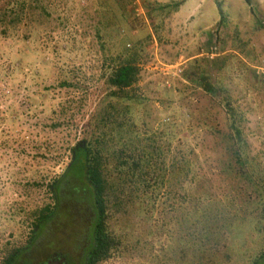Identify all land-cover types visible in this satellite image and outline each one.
I'll return each instance as SVG.
<instances>
[{
  "label": "rangeland",
  "instance_id": "374dc122",
  "mask_svg": "<svg viewBox=\"0 0 264 264\" xmlns=\"http://www.w3.org/2000/svg\"><path fill=\"white\" fill-rule=\"evenodd\" d=\"M44 1L51 14L28 13L19 29L25 42L0 37V263L7 247L27 241L34 208L51 199L48 182L67 163L69 146L87 136L108 91L106 68L122 56L140 67L137 127L164 148L167 161L182 150L188 155L204 176L199 193L215 199L209 211L235 215V233L205 254L206 264H250L264 247L257 203H245L255 182L229 173L225 101L201 76L223 85L243 112L246 150L264 170V0ZM9 58L16 67L7 74L2 64ZM253 175L264 181V172ZM62 207L38 258L82 264L91 217L82 206ZM168 230L153 246L128 250L125 264H176L185 238Z\"/></svg>",
  "mask_w": 264,
  "mask_h": 264
},
{
  "label": "trees",
  "instance_id": "16d2710c",
  "mask_svg": "<svg viewBox=\"0 0 264 264\" xmlns=\"http://www.w3.org/2000/svg\"><path fill=\"white\" fill-rule=\"evenodd\" d=\"M112 7L109 6L110 12L115 10ZM34 11L51 14L44 0H0V37L25 42L29 36L21 35L19 29L29 23L28 13ZM124 11L125 7L121 13ZM120 17L126 19L127 14ZM37 34L41 37L40 32ZM120 57L112 58L106 68L108 91L102 97V105L91 114L87 136L69 146L67 163L48 182L51 199L34 208L27 241L7 247L0 264L46 263L49 258H38L42 237H47L49 224L62 213L63 202L82 206L91 217L82 264H125L128 250L145 244L153 246L158 235H164L168 228V234L175 230L185 238L181 240L185 250L178 254L176 264H206L211 256L205 258V254L218 249L227 236L235 233V215L209 211L208 206L215 199L206 190L199 193L204 176L196 171L188 155L182 150L181 155L167 161L164 148L154 145L146 130L137 127L134 114L141 101L136 92L140 67L135 59ZM14 63L9 58L2 64V71L14 72ZM201 81L225 101L228 126L223 138L229 153V173H242L255 182L256 194L246 198L245 203H257L256 215L264 233V181L261 177L259 184L253 175L264 170L258 169V163L246 150L248 143L241 126L243 112L233 105L223 85L214 84L205 73ZM6 114L11 115L8 110ZM1 120L9 123L11 119L2 113ZM226 199L232 202L233 198ZM201 235L210 242L212 239V243L206 246ZM174 240L175 237L168 239V244ZM192 254L196 259L191 260ZM250 264H264V247Z\"/></svg>",
  "mask_w": 264,
  "mask_h": 264
},
{
  "label": "water",
  "instance_id": "95a60500",
  "mask_svg": "<svg viewBox=\"0 0 264 264\" xmlns=\"http://www.w3.org/2000/svg\"><path fill=\"white\" fill-rule=\"evenodd\" d=\"M44 264H66V260L64 257L54 256Z\"/></svg>",
  "mask_w": 264,
  "mask_h": 264
},
{
  "label": "flooded vegetation",
  "instance_id": "af4514ba",
  "mask_svg": "<svg viewBox=\"0 0 264 264\" xmlns=\"http://www.w3.org/2000/svg\"><path fill=\"white\" fill-rule=\"evenodd\" d=\"M53 257H54V256H52L51 258H53ZM51 258H49V259H51ZM49 259H48V260H49Z\"/></svg>",
  "mask_w": 264,
  "mask_h": 264
}]
</instances>
